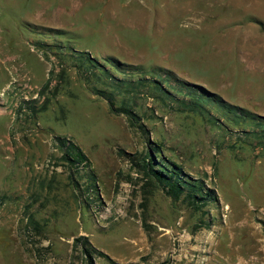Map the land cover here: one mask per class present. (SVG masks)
I'll list each match as a JSON object with an SVG mask.
<instances>
[{"label": "rangeland", "instance_id": "obj_1", "mask_svg": "<svg viewBox=\"0 0 264 264\" xmlns=\"http://www.w3.org/2000/svg\"><path fill=\"white\" fill-rule=\"evenodd\" d=\"M263 130L264 0H0V264H264Z\"/></svg>", "mask_w": 264, "mask_h": 264}, {"label": "trees", "instance_id": "obj_2", "mask_svg": "<svg viewBox=\"0 0 264 264\" xmlns=\"http://www.w3.org/2000/svg\"><path fill=\"white\" fill-rule=\"evenodd\" d=\"M84 62H86L87 66L90 67L91 69L92 68L98 69V67H96L95 62L91 58L86 57L84 59ZM96 91L97 94H100L102 97H105L110 102V104H112L113 97L111 92H106L105 90H96ZM115 110L117 112L126 113L131 121H132V117L136 116L129 108L125 106L117 107ZM243 113H244L243 116H236V117H243L244 121H247V119H249L248 117L251 115L246 111ZM238 122L239 120H237L235 123ZM261 124L262 123H260V125ZM250 132L256 134L258 139H264L263 132L262 134H258V132L256 133L255 131H250ZM56 140H57V146L59 150L62 152L63 159L74 162L84 159L81 152L71 141L65 140L64 138H60V137H58ZM142 168L147 175L153 177L162 186V188L165 189L166 193L171 197H173L174 199L179 198L180 195H183L185 200H187L191 204H194V201L196 202V200L201 198L202 188L198 181L189 182L185 179H182L180 173L176 172L174 169L169 170L167 166L162 164L160 168H154L151 160L142 164ZM78 240L79 241L82 240V243L80 244L82 248L80 251L83 257L85 258V262L87 264H94L92 261V254L94 252H96L100 256L108 258L106 254L93 248L90 242L88 241L87 237L85 236L76 237L75 242H77ZM75 245L76 243H74V246Z\"/></svg>", "mask_w": 264, "mask_h": 264}]
</instances>
